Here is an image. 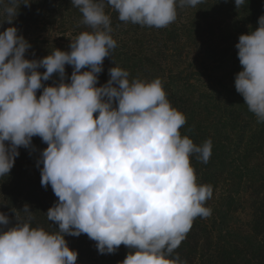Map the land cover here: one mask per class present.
I'll use <instances>...</instances> for the list:
<instances>
[{
  "label": "clouds",
  "instance_id": "9594fccd",
  "mask_svg": "<svg viewBox=\"0 0 264 264\" xmlns=\"http://www.w3.org/2000/svg\"><path fill=\"white\" fill-rule=\"evenodd\" d=\"M204 2L71 0L92 31L72 40L70 51L56 48L42 59L26 58L31 44L16 27L0 32V177L11 172L19 149L32 148L33 137H40L47 144L37 162L43 164L41 184L58 197L46 214L58 225L51 233L32 226L28 205L12 210V227L0 212V264H77L78 252L65 237L81 234L100 254L124 245L130 251L121 264H186L179 254L171 257L194 220L211 214L205 203L212 197L211 185L197 183L191 157L207 164L212 141L196 145L182 136L186 116L171 105L158 78L130 81L129 72L115 66L107 83L97 85L117 47L106 8L119 21L160 29L176 21L178 8ZM31 3L0 0V28ZM235 4L238 9L245 0ZM235 47L243 69L236 91L264 123V15ZM66 65L74 69L70 78ZM54 74L59 83L45 86Z\"/></svg>",
  "mask_w": 264,
  "mask_h": 264
},
{
  "label": "trees",
  "instance_id": "16d2710c",
  "mask_svg": "<svg viewBox=\"0 0 264 264\" xmlns=\"http://www.w3.org/2000/svg\"><path fill=\"white\" fill-rule=\"evenodd\" d=\"M200 6L203 11L194 21L184 22V16L175 21V42L167 39L174 28L171 24L157 29L125 23L119 21L117 12L106 8L117 47L112 57L105 58L97 87L107 83L108 70L115 66L128 71L130 81L158 78L171 105L186 116V124L180 129L182 136L196 145L212 141L207 164L197 160L195 154L191 157L197 183L212 186V197L205 203L211 214L194 220L171 258L179 254L186 264H202L200 256L206 251L223 250L227 254L231 250L232 255H243L245 264H264V123L257 122L235 88V76L243 70L235 45L240 35L258 28L264 0H245L238 9L235 0H205ZM82 20L71 0H32L31 6L22 5L14 23H4L0 32L16 27L31 44L26 58L42 59L56 48L70 51L72 40L82 32H91ZM151 39L159 41L145 46L143 42ZM166 53H176L183 59L186 53L188 59L165 61ZM73 70L66 65L69 78ZM44 83L55 86L59 77L54 74ZM42 91L37 92L38 97ZM32 145L30 149L21 147L11 172L0 177V212L9 216L12 227L16 224L12 210L23 211L28 205L34 214L32 226L51 233L58 225L46 214L58 197L50 185L42 186L43 164L37 166L47 144L33 137ZM19 215L23 217L24 213ZM65 239L70 249L78 252L77 264H121L130 251L121 245L115 254H100L96 242L86 234ZM215 239L227 242L212 244Z\"/></svg>",
  "mask_w": 264,
  "mask_h": 264
},
{
  "label": "rangeland",
  "instance_id": "374dc122",
  "mask_svg": "<svg viewBox=\"0 0 264 264\" xmlns=\"http://www.w3.org/2000/svg\"><path fill=\"white\" fill-rule=\"evenodd\" d=\"M201 5V4H200ZM197 5L196 7H185L183 9L178 8V16L177 19L178 20L180 17L184 16V22H189V21H194L195 19V15L198 14L199 12L203 11L201 10V6ZM193 9H198L197 12H192ZM217 16V14H209V17L212 16ZM200 19V17H199ZM209 22H211V20H209ZM172 27H174L173 29H171L168 32V38H173L174 42H175V22L171 24ZM126 33L129 35L131 34L130 31H126ZM159 40H154L151 39L150 41L145 40L143 43L145 46H152L158 43ZM187 53H189V50H187ZM185 59H183L182 57H179L178 55H176V53L173 55L172 53H166L165 54V61H172V62H179V61H186L188 59V54L185 53ZM226 243L227 241H221V240H214L212 241V244L214 243ZM223 245V244H222ZM227 251V250H225ZM228 253L226 254V252H224L223 250H209L206 251L205 253L201 254L200 259L202 261V264H245L247 263L244 260V256H236V255H232L231 254V250L227 251ZM248 260V259H247Z\"/></svg>",
  "mask_w": 264,
  "mask_h": 264
}]
</instances>
